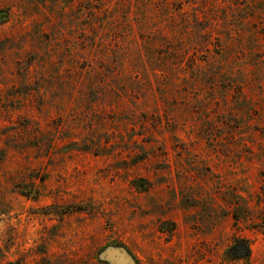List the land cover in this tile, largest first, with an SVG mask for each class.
<instances>
[{
	"label": "rangeland",
	"instance_id": "rangeland-1",
	"mask_svg": "<svg viewBox=\"0 0 264 264\" xmlns=\"http://www.w3.org/2000/svg\"><path fill=\"white\" fill-rule=\"evenodd\" d=\"M0 11V264H264V0Z\"/></svg>",
	"mask_w": 264,
	"mask_h": 264
},
{
	"label": "water",
	"instance_id": "water-1",
	"mask_svg": "<svg viewBox=\"0 0 264 264\" xmlns=\"http://www.w3.org/2000/svg\"><path fill=\"white\" fill-rule=\"evenodd\" d=\"M246 252V249L244 247H239L238 248V253L239 254H244Z\"/></svg>",
	"mask_w": 264,
	"mask_h": 264
},
{
	"label": "trees",
	"instance_id": "trees-1",
	"mask_svg": "<svg viewBox=\"0 0 264 264\" xmlns=\"http://www.w3.org/2000/svg\"><path fill=\"white\" fill-rule=\"evenodd\" d=\"M0 13H1V11H0Z\"/></svg>",
	"mask_w": 264,
	"mask_h": 264
}]
</instances>
